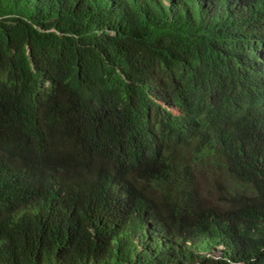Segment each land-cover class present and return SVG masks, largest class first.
Segmentation results:
<instances>
[{"label": "trees", "instance_id": "trees-1", "mask_svg": "<svg viewBox=\"0 0 264 264\" xmlns=\"http://www.w3.org/2000/svg\"><path fill=\"white\" fill-rule=\"evenodd\" d=\"M216 107L264 117V0H0V264H264V121L210 204Z\"/></svg>", "mask_w": 264, "mask_h": 264}, {"label": "clouds", "instance_id": "clouds-1", "mask_svg": "<svg viewBox=\"0 0 264 264\" xmlns=\"http://www.w3.org/2000/svg\"><path fill=\"white\" fill-rule=\"evenodd\" d=\"M172 111L178 113L177 110L172 109ZM263 121L264 117L253 114H240L234 111L227 113L219 107L211 109L209 113L206 112L200 119V126L197 125L195 130L197 136L201 138V143H199L201 149L198 154H204L207 158V162L195 158L194 175L198 185V174L203 171L209 175L218 173L226 175L232 181L230 188H233L236 185L234 180L223 170L224 167L217 165V162L221 159H214L213 157L222 156L226 159L225 154L230 144L259 135L263 130L260 129L258 124ZM258 129L260 130L258 131ZM189 151L195 153L193 146Z\"/></svg>", "mask_w": 264, "mask_h": 264}, {"label": "rangeland", "instance_id": "rangeland-1", "mask_svg": "<svg viewBox=\"0 0 264 264\" xmlns=\"http://www.w3.org/2000/svg\"><path fill=\"white\" fill-rule=\"evenodd\" d=\"M198 181L201 195L207 202L214 205L226 203L224 201V198H227L225 192L232 184L229 177L221 173L209 175L202 171L198 174ZM214 257L211 256V258Z\"/></svg>", "mask_w": 264, "mask_h": 264}]
</instances>
